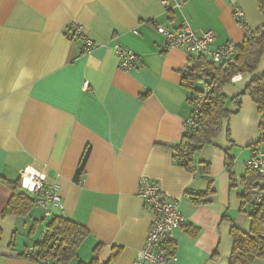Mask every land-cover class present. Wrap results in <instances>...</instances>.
<instances>
[{
	"label": "crops",
	"instance_id": "1",
	"mask_svg": "<svg viewBox=\"0 0 264 264\" xmlns=\"http://www.w3.org/2000/svg\"><path fill=\"white\" fill-rule=\"evenodd\" d=\"M167 2L0 0V264H40L20 252L42 237L50 215L33 204L24 215L1 212L10 195L6 181L16 180L26 165L59 184L63 210L52 214L88 230L69 264L93 255L96 264H130L151 220L138 195L141 176L175 198L185 218L166 241L175 246L171 264H228L231 227L247 230L250 223L239 180L255 147L258 114L250 96L240 95L227 122L232 144L223 133L216 139L234 157V185L215 145L195 153L194 171L177 162L172 147L191 109L189 91L180 84L189 55L182 46L164 49L161 30L185 22L209 29L214 48L240 42L264 18L256 0H238L240 21L227 0ZM72 22L83 24L91 50L83 51L78 36L65 35ZM116 44L136 53L130 69L119 67ZM263 68L264 51L252 73L233 75L223 88L229 108V98ZM207 187L213 191L198 196Z\"/></svg>",
	"mask_w": 264,
	"mask_h": 264
},
{
	"label": "trees",
	"instance_id": "2",
	"mask_svg": "<svg viewBox=\"0 0 264 264\" xmlns=\"http://www.w3.org/2000/svg\"><path fill=\"white\" fill-rule=\"evenodd\" d=\"M260 13L264 18V0H256ZM257 32H260L257 34ZM65 35L69 39L75 37L73 30L66 26ZM84 51V50H83ZM264 51V22L254 31H250L240 42H236L235 54L232 61L220 60L213 62L205 54L188 56L186 63L180 69V84L189 91L188 101L193 103L198 93L202 91V82L208 85L206 100L200 108L197 118L192 126L184 127L180 138L172 147L173 157L187 170L196 169L195 153L204 145L211 144L219 147L224 152V166L228 173L229 185L235 184L233 172L234 157L229 152L228 146L220 145L216 139L223 133L227 141L229 139L228 117L238 110L239 99L242 94H248L258 114L257 137L254 149L264 145V68L260 73L250 77L244 88L236 95L229 98L234 108H229L227 96L223 91L231 77L237 73H252L258 65L260 56ZM86 152L81 158L79 171L82 169ZM203 173L208 177V162L203 161ZM258 174L246 165L244 173L240 177L242 190L241 201L248 203L252 197V187L258 183ZM10 188V195L4 204L2 214L24 215L32 207V196L21 188L19 179L6 181ZM213 190L207 187L199 192L198 196L211 193ZM264 200L249 210L250 223L247 230L232 226V248L228 258V264H249L254 259H264ZM88 234L87 228L63 214H51L45 224L42 237L32 243V252L24 249L20 254L27 257L53 256L61 262L69 264L77 257V248ZM168 241V240H167ZM168 246V244H165ZM77 264H96V257L89 262L78 261Z\"/></svg>",
	"mask_w": 264,
	"mask_h": 264
},
{
	"label": "built area",
	"instance_id": "3",
	"mask_svg": "<svg viewBox=\"0 0 264 264\" xmlns=\"http://www.w3.org/2000/svg\"><path fill=\"white\" fill-rule=\"evenodd\" d=\"M168 6L167 0H162ZM231 6V12L236 20H242L243 10L238 0H227ZM70 27L76 36L83 41V50H91L93 40L87 35L84 26L79 22H72ZM162 47L164 49L172 46H182L189 56L205 54L213 62L220 60L232 61L235 54L236 42L227 41L214 48L209 44L214 38V33L209 29L191 28L187 22L179 28H162ZM260 32H257L259 34ZM115 52L118 58V65L123 70L130 69L136 58V53L130 48L116 44ZM233 77V76H232ZM231 77V78H232ZM202 91L197 94L195 101L191 104L190 114L184 121V126H192L197 118L200 108L206 100L208 85L202 82ZM246 165L258 174V183L252 187V197L249 201L250 209L264 200V148L256 147L246 160ZM21 188L29 193L32 204L38 208L43 216L53 213V210H63V200L60 194L59 184L56 181L47 182L46 174L39 168L26 165L19 173ZM138 195L143 204L151 213L149 229L145 235L142 245L137 250L135 257L130 264H171L175 259V246H166V241L172 237L174 228L185 221L183 214L178 209V202L175 198L164 197L159 184L148 177L139 178ZM26 252H32L33 246L27 245ZM34 258L40 264H67L57 260L53 256H37Z\"/></svg>",
	"mask_w": 264,
	"mask_h": 264
},
{
	"label": "rangeland",
	"instance_id": "4",
	"mask_svg": "<svg viewBox=\"0 0 264 264\" xmlns=\"http://www.w3.org/2000/svg\"><path fill=\"white\" fill-rule=\"evenodd\" d=\"M219 137L217 138V141H218ZM258 181V180H257Z\"/></svg>",
	"mask_w": 264,
	"mask_h": 264
}]
</instances>
